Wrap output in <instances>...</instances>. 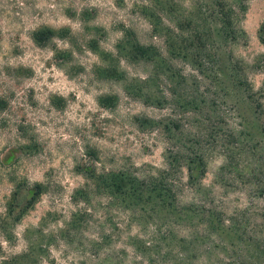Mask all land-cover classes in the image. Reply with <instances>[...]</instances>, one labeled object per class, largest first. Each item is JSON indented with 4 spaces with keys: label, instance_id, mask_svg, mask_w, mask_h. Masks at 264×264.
Here are the masks:
<instances>
[{
    "label": "rangeland",
    "instance_id": "rangeland-1",
    "mask_svg": "<svg viewBox=\"0 0 264 264\" xmlns=\"http://www.w3.org/2000/svg\"><path fill=\"white\" fill-rule=\"evenodd\" d=\"M260 35L264 0H0V264H136L111 171L172 185L170 259L264 264Z\"/></svg>",
    "mask_w": 264,
    "mask_h": 264
},
{
    "label": "trees",
    "instance_id": "trees-1",
    "mask_svg": "<svg viewBox=\"0 0 264 264\" xmlns=\"http://www.w3.org/2000/svg\"><path fill=\"white\" fill-rule=\"evenodd\" d=\"M50 30L38 31L34 33V39L37 43L42 44L50 35ZM261 40L264 42L263 35H260ZM154 48L149 45L142 44L135 41L131 45L130 54L139 59L153 58ZM115 70V69H114ZM109 97L102 98V102L107 101ZM104 100V101H103ZM192 168L189 167L191 175ZM102 183L105 182V186L110 190L111 195L118 199L123 208L128 209V214L131 220L134 218L138 224L146 222V220L158 219L153 229V236L146 238H138L134 236V253L135 257H139L136 264H192L190 258L180 252L182 261L178 262L177 259H170L172 253H176L179 248L172 244L173 239L176 237V221L175 219L180 216V211L176 204V195L173 191L171 184L166 183V179L160 176L140 177L131 172L125 171H111L102 175ZM41 194V188L37 185L31 194L30 198L26 202L23 208H28L34 204L36 199ZM15 195V193H14ZM17 197L14 196L16 200ZM160 219L169 226L168 229L164 228L162 231L157 226L162 225ZM170 220V221H169ZM169 221V222H168ZM159 224V225H158ZM212 228V226H211ZM193 237V236H192ZM168 238L169 244L163 246L164 242ZM191 242L187 243L185 248L188 250H194L197 245L196 239L192 240L193 246H189ZM202 246L199 244V247ZM206 251L207 256L210 255V247ZM205 248V249H206ZM190 256V255H189ZM206 260L213 261L210 257H206ZM158 262V263H155ZM114 264H121L120 262Z\"/></svg>",
    "mask_w": 264,
    "mask_h": 264
}]
</instances>
